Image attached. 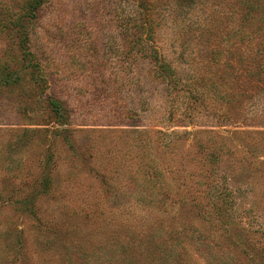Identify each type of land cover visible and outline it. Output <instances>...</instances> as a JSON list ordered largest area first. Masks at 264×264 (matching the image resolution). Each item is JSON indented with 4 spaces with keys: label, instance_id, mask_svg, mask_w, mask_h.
<instances>
[{
    "label": "rangeland",
    "instance_id": "374dc122",
    "mask_svg": "<svg viewBox=\"0 0 264 264\" xmlns=\"http://www.w3.org/2000/svg\"><path fill=\"white\" fill-rule=\"evenodd\" d=\"M28 1L0 0V264H264V0H43L26 57Z\"/></svg>",
    "mask_w": 264,
    "mask_h": 264
},
{
    "label": "trees",
    "instance_id": "16d2710c",
    "mask_svg": "<svg viewBox=\"0 0 264 264\" xmlns=\"http://www.w3.org/2000/svg\"><path fill=\"white\" fill-rule=\"evenodd\" d=\"M42 2H43V0H29L27 3L28 14L26 13L25 16H21L17 20H15L14 22H12L11 24L5 25L6 28L11 27L21 36L20 42H19V47L26 57L30 56L31 54L27 49V40H28L29 35H28V31H27V26H26V24H24V22H25V20L28 21L30 18L34 17L35 11L37 10V8H39L41 6ZM249 7H250L251 11H254V5L249 6ZM138 8L141 11L140 26L143 27L142 29H143V33L145 35V38L148 41H152L151 39L153 38L154 28H153V24L151 22L152 20L148 16L150 14L151 9L149 8V6H147V4H143V3H140L138 5ZM244 39L245 38L240 37L241 41ZM244 43H246V42H243V44ZM246 44H248V43H246ZM154 59H155V64L157 65L158 70L163 75H165V77L168 74L172 78L173 70H172L171 66L168 63H166L165 60L158 57L157 54H155ZM28 68L31 69L30 75L36 83H38V80L39 81L42 80V78L40 79V77L36 76V74L34 73V68H36V66H35V64L32 63L31 58H29ZM248 75H252V76L258 75L259 76V72L257 74H248ZM14 79H18V78H14ZM53 105L57 106L58 104L53 102Z\"/></svg>",
    "mask_w": 264,
    "mask_h": 264
}]
</instances>
